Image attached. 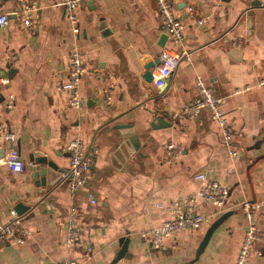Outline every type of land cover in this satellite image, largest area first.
<instances>
[{
	"label": "crops",
	"instance_id": "crops-1",
	"mask_svg": "<svg viewBox=\"0 0 264 264\" xmlns=\"http://www.w3.org/2000/svg\"><path fill=\"white\" fill-rule=\"evenodd\" d=\"M27 1L36 8L33 27L21 24L17 0L0 3L9 18L0 28V75L9 80L1 100L14 97L13 107L2 108L1 120L15 134L13 146L25 162L21 173L0 164V223H8L14 211L30 233L25 244L0 246V264H109L122 237H128L126 251L115 264H235L247 228L241 204L264 199V84L259 85L264 79V0H169L184 24V40L176 49L186 50L188 59L179 61L163 87L154 81L159 64L151 81L143 77L145 66L160 60L162 47L172 46L167 36L161 46L166 34L154 0H82L76 34L59 0ZM74 47L88 71L76 89L79 108L69 104L71 92L57 90L68 79L67 59ZM196 76L210 86L233 122L237 158L222 144L207 109L193 118L172 117L198 97ZM120 125L133 127L138 140L128 159L116 143ZM74 138L94 156L83 185L71 193L65 145ZM168 143L178 151L171 162ZM41 155L62 172L53 188L37 187L33 177V159ZM198 172L228 187L229 199L219 215H231L198 259L196 250L209 225L173 233L163 247L153 248L140 234L167 219L168 211L159 204L167 206L198 190ZM196 209L219 216L204 201H197ZM71 217L80 239L68 246ZM256 226L264 233V216H257ZM249 264H264L261 241L251 249Z\"/></svg>",
	"mask_w": 264,
	"mask_h": 264
},
{
	"label": "built area",
	"instance_id": "built-area-1",
	"mask_svg": "<svg viewBox=\"0 0 264 264\" xmlns=\"http://www.w3.org/2000/svg\"><path fill=\"white\" fill-rule=\"evenodd\" d=\"M20 4V22L25 27L34 26L32 22L35 7L27 0H17ZM82 0H59V4L65 9L68 21L71 24L74 34L79 32L77 9ZM1 3V0H0ZM157 17L161 24L163 32L166 34L168 41L172 46L162 47L159 53V66L157 68V76L155 78L156 87H163L166 79L176 69L179 61L187 60L188 55L186 50L178 51L176 47L182 45L184 40V24L176 15V11L169 0H154ZM190 15H193L195 10L192 6L187 7ZM8 13L0 8V28L8 24ZM202 24L203 20H197ZM10 62L15 59V55L8 56ZM68 79L57 86L58 91H69L71 96L69 104L72 107L79 108L82 101L76 92L81 76L88 72L81 57L79 48L74 47L67 59ZM9 82L6 76L0 75V149H4L3 156L0 157V164L7 167L11 173H21L25 169V162L20 157L13 143L15 134L1 120V110L3 107L11 108L14 105V97L9 94L6 99L1 100V89ZM196 86L198 89V97L183 107L179 112H173L172 117H195L201 109H207L211 118L218 124L221 136V142L228 150L230 157L237 158L238 150L234 146V127L233 122L228 118L225 110L221 106V101L218 99L210 86L204 83L199 76L195 77ZM264 84V79L259 82V85ZM244 89H247L245 87ZM236 90L235 93L240 92ZM65 150L69 153V169L66 175L67 184L71 193H75L84 183L87 172L92 163L94 150L87 149L85 143L80 138H74L65 145ZM167 162H171L178 156V151L173 143L166 145ZM194 179L200 182L198 190L192 194L179 198L174 202L164 206L159 204V207H165L168 211V217L158 227L144 231L140 234L142 239L153 248H161L166 239L173 233L181 231H197L202 227L209 225L214 214H205L197 211L196 202L204 201L211 204L220 214L222 208L229 199L228 187L216 180L206 178L203 172H198L194 175ZM91 203L96 200L93 195H89ZM247 228L239 245L235 259V264H249L250 251L258 241H261L264 246V233L258 231L256 226L257 216H264V199L254 201H244L241 204ZM12 219L8 223H0V246L3 245H22L27 242L30 231L23 225L20 217L12 211ZM80 239L79 228L74 218H70L67 223L66 244L68 246L76 244ZM89 250L87 249L86 254ZM261 251L258 254L261 255ZM58 264H81L78 261H62Z\"/></svg>",
	"mask_w": 264,
	"mask_h": 264
},
{
	"label": "water",
	"instance_id": "water-1",
	"mask_svg": "<svg viewBox=\"0 0 264 264\" xmlns=\"http://www.w3.org/2000/svg\"><path fill=\"white\" fill-rule=\"evenodd\" d=\"M161 46L164 45V42L166 41V35L161 36ZM234 54H239L238 49H233ZM159 60H156L153 63H150L145 66L146 71L143 75L146 81H151L153 79L152 75V69L155 65L159 64ZM118 128V134H117V147L118 150L121 152L123 157L125 159H128L129 156L133 153H135V150L138 147V140L136 135H132V133L135 132V129L132 127H125L123 125H120ZM126 148H125V147ZM4 149H0V156H3ZM33 169H34V175L33 177L36 178L38 181L36 182L37 187L44 186L53 188L61 179H62V172L61 170H58V167L56 166L53 161H51L47 156L41 155L39 157H36L33 159ZM17 214L18 211H16ZM231 215V212H225L221 215H219L217 218H215L207 227L205 230L203 237L201 241L199 242V245L196 250L195 259H198L199 255L204 251L205 247L207 246L213 232L225 221L229 216ZM121 244V249L117 256L111 260L109 264H115L120 258L123 257L124 252L126 251V243L128 242V237H122L119 240Z\"/></svg>",
	"mask_w": 264,
	"mask_h": 264
}]
</instances>
